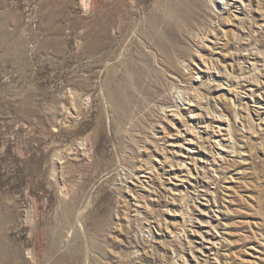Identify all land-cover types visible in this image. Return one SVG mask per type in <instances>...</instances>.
I'll use <instances>...</instances> for the list:
<instances>
[{"label": "rangeland", "instance_id": "374dc122", "mask_svg": "<svg viewBox=\"0 0 264 264\" xmlns=\"http://www.w3.org/2000/svg\"><path fill=\"white\" fill-rule=\"evenodd\" d=\"M0 264H264V0H0Z\"/></svg>", "mask_w": 264, "mask_h": 264}]
</instances>
